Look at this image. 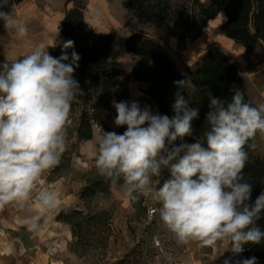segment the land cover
<instances>
[{
    "label": "clouds",
    "instance_id": "1",
    "mask_svg": "<svg viewBox=\"0 0 264 264\" xmlns=\"http://www.w3.org/2000/svg\"><path fill=\"white\" fill-rule=\"evenodd\" d=\"M7 5L8 0H0L4 28L26 36V23L5 12ZM49 47L55 44H38L0 72V209L28 200L68 147L71 109L76 97L84 94L74 77L81 57L75 50L68 53L74 49L72 39L62 42L58 57ZM173 83L178 90L171 117L148 105L141 107L138 100H113L114 125L126 130L122 134L102 130L95 166L113 184L122 179L124 195L133 200L137 193L154 194L161 204L160 219L178 243L197 241L201 247H215L230 239L232 252L239 254L245 244L264 239L257 224L264 213V191L249 203L253 185L243 175L245 146L257 132L264 134V103L246 102L240 89H234L230 102L209 92L208 128L203 138L188 143L185 137H193V121L200 112L190 106L196 88L186 87V80ZM177 140L181 142L176 144ZM165 170L168 178L153 188V177ZM38 198L47 209L56 207L55 192L41 190ZM38 219L33 216L24 223L34 229ZM224 264L230 261L225 259ZM236 264H257V258Z\"/></svg>",
    "mask_w": 264,
    "mask_h": 264
},
{
    "label": "rangeland",
    "instance_id": "2",
    "mask_svg": "<svg viewBox=\"0 0 264 264\" xmlns=\"http://www.w3.org/2000/svg\"><path fill=\"white\" fill-rule=\"evenodd\" d=\"M192 2L193 0H172L173 6L182 12H186ZM73 7L82 9L85 21L94 30H116L118 33L110 56L101 64L110 65L117 62L126 72H130L129 68L136 64V58L126 50L125 39L131 33L141 32L160 43L177 69L182 72L186 84H189L187 69L194 68L207 47L216 43L221 45L230 59L237 64L250 99L256 105L264 103V41L247 50L234 41L223 38L220 33L207 30L206 26L197 38L189 39L180 45L179 42H172V35L166 25L140 23L134 13L125 7L124 0H8V5L3 10L10 12L15 19L23 20L28 31L26 36L19 37L14 29L7 31L4 21L0 20V72L4 70L5 64L10 65L13 61L23 58L40 43L55 44V47L48 49L52 55L62 38L61 23L65 13ZM92 66L96 68L99 65ZM125 85L129 92L125 101L138 100L141 107L148 105L156 112V104L147 94V83L129 79L125 81ZM81 89L84 92V89ZM85 102L84 92L83 95H78L73 103L70 123L67 126L68 147L59 165L42 175L23 204L11 202L16 216L39 217L35 229L45 233L46 239L43 241L53 252V262L224 264V260L228 259L230 264H236L244 259L241 253L232 252L230 239L218 241L215 247H201L197 241L178 243L174 234L160 219L161 204L155 195L145 197L137 193V199L133 200L124 195L122 179L116 184L110 181L107 193L98 192L83 198L81 191L86 185L99 179H107L95 166L97 144L102 130L115 131L118 134L126 130V126L114 125L117 113L112 104L108 110L106 127L101 129L94 126L92 139L78 140L76 129ZM254 140L255 154L264 158V134L257 132ZM162 183L160 177H153V188ZM64 187L70 188V193L62 195L55 192L57 188ZM44 189L55 192L56 198L61 199V203H58L61 207L49 210L40 203L38 194ZM21 226L23 224H16V227Z\"/></svg>",
    "mask_w": 264,
    "mask_h": 264
},
{
    "label": "trees",
    "instance_id": "3",
    "mask_svg": "<svg viewBox=\"0 0 264 264\" xmlns=\"http://www.w3.org/2000/svg\"><path fill=\"white\" fill-rule=\"evenodd\" d=\"M124 3L140 23L166 25L170 35L176 37L180 45L189 39L197 38L207 22L216 18L220 11H224L227 18L221 26L222 33L227 38L247 50L264 41V0H193L186 12L177 10L172 0H124ZM61 34L62 38L52 55L58 57L61 54L62 42L72 39L74 49L67 51L70 54L75 50L81 57L74 77L84 89L86 102L82 105L76 129L78 140L92 139L94 126L101 129L106 127L108 110L113 100L125 101L129 96L125 85V81L129 79L147 83V94L156 104V112L167 114L169 117L174 115L172 104L178 87L173 82L184 79L157 40L141 32H134L126 37V50L136 58V64L131 71L126 72L117 62L110 65L101 64L110 56L112 44L118 37L117 31L94 30L85 21L81 8L73 7L65 13ZM95 64L99 66L93 67ZM187 75L189 84H186V87L194 85L196 88L190 106L199 107L200 112L199 118L193 121V137H185V142H195L194 137L203 138V133L208 128L205 119L209 111V92L214 97L230 102L234 89H240L244 93L245 101L256 105L248 95L237 64L219 44L209 45L199 63L194 68L187 69ZM183 94L187 97L186 90ZM180 142L177 140L175 143ZM255 149V140L252 138L245 146L248 159L243 169L245 180L253 185L249 203H253L261 191H264V158L256 155ZM168 176L169 173L165 170L160 180L163 182ZM110 184L108 178L91 182L82 189L81 196L85 198L98 192L107 193ZM257 224L264 230V213ZM241 254L244 259L254 256L257 258V264H264V239L256 244H245Z\"/></svg>",
    "mask_w": 264,
    "mask_h": 264
},
{
    "label": "crops",
    "instance_id": "4",
    "mask_svg": "<svg viewBox=\"0 0 264 264\" xmlns=\"http://www.w3.org/2000/svg\"><path fill=\"white\" fill-rule=\"evenodd\" d=\"M219 15H223V23L226 20L224 19V17H226L224 11H220L217 16ZM171 39L172 42L178 43L177 38L171 36ZM132 67H130L129 70H131ZM55 192H60L63 195L67 192L70 193V188H57ZM58 203H61V199L56 198V207H61V204ZM13 208V203H11L10 205H5L3 209H0V263L57 264L56 260H54V262L52 260L53 252L51 248H48L47 243L43 241V239H46L45 233L35 228L29 229L24 223L26 218H31L33 216L28 215L25 218H23V215L16 216V212ZM17 223L26 226L16 227Z\"/></svg>",
    "mask_w": 264,
    "mask_h": 264
},
{
    "label": "bare ground",
    "instance_id": "5",
    "mask_svg": "<svg viewBox=\"0 0 264 264\" xmlns=\"http://www.w3.org/2000/svg\"><path fill=\"white\" fill-rule=\"evenodd\" d=\"M222 20H223V15L216 16V18L209 20L207 23V30H214L215 32L220 33L223 38L233 41L222 34L221 32Z\"/></svg>",
    "mask_w": 264,
    "mask_h": 264
}]
</instances>
